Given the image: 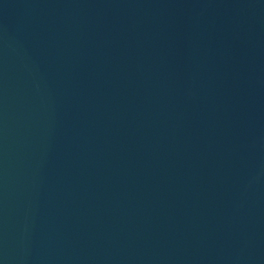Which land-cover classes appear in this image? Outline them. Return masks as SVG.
<instances>
[{
	"label": "water",
	"instance_id": "1",
	"mask_svg": "<svg viewBox=\"0 0 264 264\" xmlns=\"http://www.w3.org/2000/svg\"><path fill=\"white\" fill-rule=\"evenodd\" d=\"M0 264H264V0H0Z\"/></svg>",
	"mask_w": 264,
	"mask_h": 264
}]
</instances>
